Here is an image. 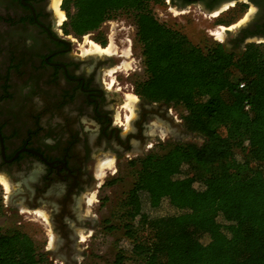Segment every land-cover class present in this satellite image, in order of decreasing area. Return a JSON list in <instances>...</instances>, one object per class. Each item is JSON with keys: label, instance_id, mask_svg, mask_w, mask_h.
I'll list each match as a JSON object with an SVG mask.
<instances>
[{"label": "flooded vegetation", "instance_id": "1", "mask_svg": "<svg viewBox=\"0 0 264 264\" xmlns=\"http://www.w3.org/2000/svg\"><path fill=\"white\" fill-rule=\"evenodd\" d=\"M164 1L203 10L212 22L208 35L228 51L242 53L248 44L264 50V0ZM129 8L127 0L107 7ZM64 21L52 0H0V178L9 190L0 186L4 206L42 224L51 261L76 264L77 244L99 225L88 206L105 183L100 165L111 160L106 172L115 175L190 132L173 104L135 92L128 102L120 78L132 59L124 51L133 56L127 36L108 52L94 40L103 46L98 51L66 33Z\"/></svg>", "mask_w": 264, "mask_h": 264}, {"label": "trees", "instance_id": "2", "mask_svg": "<svg viewBox=\"0 0 264 264\" xmlns=\"http://www.w3.org/2000/svg\"><path fill=\"white\" fill-rule=\"evenodd\" d=\"M124 1L63 0L64 31L95 30L112 17L108 5ZM163 1L127 0L147 74L135 93L182 105L186 130L203 141L130 162L136 177L122 213L128 247L114 264H264V50L202 49L154 16L149 3ZM163 201L176 213L144 210ZM0 264L52 263L28 234L11 230L0 231Z\"/></svg>", "mask_w": 264, "mask_h": 264}, {"label": "rangeland", "instance_id": "3", "mask_svg": "<svg viewBox=\"0 0 264 264\" xmlns=\"http://www.w3.org/2000/svg\"><path fill=\"white\" fill-rule=\"evenodd\" d=\"M54 3V0H52V4L58 13V10H60L58 7L59 5H57V2L56 5ZM149 7H151L152 13L160 22L181 31L191 42L202 49L206 50L209 46L217 42L208 35L206 29H210L212 22L204 16L203 10L199 8L177 9L170 6L165 1L161 3L150 2ZM235 9L237 8H233L232 10ZM218 21L227 23V20L224 18ZM221 27L224 28L223 26ZM217 30L222 33L218 28L211 29V33L213 32V34H215ZM123 32H127V35H123ZM70 34L73 35L72 33ZM232 34H234V31L231 32L230 36ZM108 35L110 36L108 37ZM123 36H127L133 43V56H130L131 50L127 49L124 51L125 55H129L128 57L126 55V57H132V59H129L130 61L127 60V62L124 61L123 67L126 69L120 73L121 80L127 83V100L132 105L131 98H136L133 93L135 92V84L145 79L147 76L144 67V57L142 55V45L136 38V25L134 23L133 13L129 10L114 11L112 17L105 19L97 29L81 35V40L84 39L89 48L92 46L94 49L96 48L94 44H98V42L94 40H103L104 43L106 42L104 46V48H106L105 51L108 52L115 49L114 42L119 44L118 39ZM217 37L221 39L222 34ZM131 67L134 68V70L130 69ZM174 108L178 117L182 118L186 114V110L182 105H174ZM190 133L191 135L188 133L182 142L191 141L201 143L203 141L201 135ZM165 149L166 146L159 147L156 152L161 153L164 152ZM135 172L136 167L127 164V167H119L115 175L106 172L107 176L101 177V181H105V183L101 185L98 193L94 192L92 198L94 202L88 206V210L92 216L99 220V225L98 228L90 230L89 234H92L91 236L85 237V241L77 244L76 249L79 251V254H77L76 264H114L115 255L118 250L121 247H128L127 241L123 239L126 236V230L122 226L125 220L122 214L123 201L127 192L133 186L136 177ZM2 194L3 190L0 186V231L18 230L28 234L34 242L37 252L45 253L48 261L52 264H60L51 261L50 252L44 249L45 235L43 233L42 224L38 221L28 220L24 217L26 214L16 213L9 208V206H4V199L1 197ZM144 210L149 212L152 216H163L176 213L167 201L161 202L159 207L154 210L149 209L146 203H144ZM202 240L206 241L207 237H204Z\"/></svg>", "mask_w": 264, "mask_h": 264}, {"label": "bare ground", "instance_id": "4", "mask_svg": "<svg viewBox=\"0 0 264 264\" xmlns=\"http://www.w3.org/2000/svg\"><path fill=\"white\" fill-rule=\"evenodd\" d=\"M54 4L56 5V2H57V5H59V3L61 2V0H54ZM217 13V12H216ZM215 14V13H214ZM58 15H59V17H60V19L61 20H64L65 19V16H64V13L61 11V10H58ZM215 16H216V14H215ZM217 32V31H216ZM217 34L220 36L222 33L220 32V31H218L217 32ZM95 46H96V48L95 49H97V50H100V46L98 45V44H94ZM128 52V51H127ZM126 55H128V54H126ZM133 100H134V98L132 99L131 98V103H134L133 102ZM112 161L110 160V161H107V162H104V163H102L100 166L102 167L101 169H100V175H101V177L103 176V174H104V172H105V170L106 169H109L111 166H112ZM0 180H1V182L3 183V185H4V187H5V189H9V186H8V184L6 183V181L4 180V179H2V178H0Z\"/></svg>", "mask_w": 264, "mask_h": 264}, {"label": "water", "instance_id": "5", "mask_svg": "<svg viewBox=\"0 0 264 264\" xmlns=\"http://www.w3.org/2000/svg\"><path fill=\"white\" fill-rule=\"evenodd\" d=\"M190 135H191V133H189ZM63 252V250L61 251V250H58V248L55 250V251H53V254L54 255H56V256H61V253Z\"/></svg>", "mask_w": 264, "mask_h": 264}, {"label": "built area", "instance_id": "6", "mask_svg": "<svg viewBox=\"0 0 264 264\" xmlns=\"http://www.w3.org/2000/svg\"><path fill=\"white\" fill-rule=\"evenodd\" d=\"M244 85V83H241L240 84V87H242ZM249 108V105L247 104L246 106H245V109H248Z\"/></svg>", "mask_w": 264, "mask_h": 264}]
</instances>
